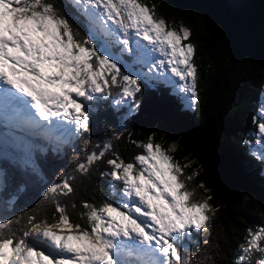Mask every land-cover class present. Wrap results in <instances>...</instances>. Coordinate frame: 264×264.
Returning <instances> with one entry per match:
<instances>
[{"label":"snow or ice","instance_id":"6c2138e0","mask_svg":"<svg viewBox=\"0 0 264 264\" xmlns=\"http://www.w3.org/2000/svg\"><path fill=\"white\" fill-rule=\"evenodd\" d=\"M68 6L74 14L58 0H0V121L44 141L19 137L14 145L23 152L20 165L33 176L42 172L49 152L58 154L73 137L90 131L94 105L103 100L127 106L131 114L147 84L167 88L187 101L186 107L198 103L190 29L170 26L155 5L141 0H68ZM135 65L147 71H133ZM254 120L260 134L255 143L264 144V119ZM154 136L132 141L142 151L131 161L122 159L111 141L78 159L73 173L83 176L112 152L109 170L101 173L109 178L112 198L99 205L82 201L88 225L71 223L59 201L75 193L76 176L65 172L41 201L55 204L54 223L36 210L0 221V264H215L206 250L188 246L195 234L211 228L217 210L211 189L203 181L189 187L188 165L169 155L176 145L165 149ZM257 155L264 160V152ZM7 181L0 164V198L9 195ZM197 188L208 194L196 198ZM54 227L77 234L57 235ZM238 247L234 264H264V224L249 228Z\"/></svg>","mask_w":264,"mask_h":264},{"label":"trees","instance_id":"16d2710c","mask_svg":"<svg viewBox=\"0 0 264 264\" xmlns=\"http://www.w3.org/2000/svg\"><path fill=\"white\" fill-rule=\"evenodd\" d=\"M69 14L74 9L68 0H58ZM156 6L158 16L169 25L181 23L191 31L198 66V103L190 108L162 86L149 87L137 97L139 108L124 118L109 100L94 105L89 132L73 137L57 153L49 152L41 161L42 172L33 176L20 165L23 152L15 144L19 138L0 136V164L8 174L9 195L0 198V221L36 210L54 223L55 204L42 201L46 188L60 179V173L76 176L75 193L60 196L71 223L88 225L82 201L99 205L111 199L109 178H101L109 170L107 159L92 167L87 175L73 173L78 159L97 150V144L111 141L122 159L131 161L142 149L132 141L154 142L169 152L192 176L188 186L201 181L211 189L210 203L217 209L211 228L195 234L188 245L192 251L206 250L215 264H234L239 245L249 228L264 224V170L261 161L244 144V135L254 130L257 97L264 83V0H141ZM117 134H122L116 139ZM129 134H131L129 138ZM26 138V137H25ZM28 139V138H27ZM34 140L43 144V140ZM199 175H193L194 173ZM19 191L13 190L20 183ZM197 197L204 193L196 189ZM73 204L76 207H73ZM58 216V213H57ZM207 239L210 243L205 245ZM185 260L188 256L185 253ZM211 264V261H209Z\"/></svg>","mask_w":264,"mask_h":264},{"label":"rangeland","instance_id":"374dc122","mask_svg":"<svg viewBox=\"0 0 264 264\" xmlns=\"http://www.w3.org/2000/svg\"><path fill=\"white\" fill-rule=\"evenodd\" d=\"M228 1H231V0H228ZM182 24L181 23H178V24H176V25H170V26H175L176 28H179L180 26H181ZM183 26V25H182ZM141 68H143V70L144 71H147V68H144L143 67V65H135L133 68H132V70L133 71H139V70H141ZM113 91H115V89H113ZM257 112H256V116H255V118H260V119H264V115H262L261 113H260V105L261 104H264V83L262 84V86H261V89H260V92H259V95H258V97H257ZM181 100V99H180ZM109 101L111 102V103H113V101H112V99H109ZM182 102V101H181ZM114 104V103H113ZM182 104H183V106L184 107H186L185 105L187 104V101H183L182 102ZM114 107L116 108V109H120V118L122 117V118H124V117H126L129 113H128V110H127V106H123V107H116L115 105H114ZM186 108H190V109H192V107H186ZM2 122H4V121H2ZM5 124V123H4ZM1 126V125H0ZM5 127H3L2 128V130L4 129ZM8 129H9V131H11V132H14L13 131V129L14 128H12L10 125H9V127H8ZM257 129H258V123H257V121H255V126H254V130H248L246 133H245V135H244V140H243V142H244V144L248 147V149L250 150V152L251 153H253L257 158H258V155L257 154H259V153H261V152H264V144H257V143H255V141L257 140V138L259 137V133H258V131H257ZM19 132V134H21V135H23L24 134V132H22V131H18ZM15 136H19V135H15ZM245 141H249L250 143H248V144H246L245 143ZM260 161H261V163H262V166H263V170H264V160H261L260 158H258ZM52 231L54 232V233H56L57 235H75V234H77V232L74 230L73 232H71V233H69L66 229L65 230H61V228L60 227H54L53 229H52ZM70 242H72V243H74V244H77V245H79L80 246V244H79V242H77V241H75V240H72V241H70Z\"/></svg>","mask_w":264,"mask_h":264},{"label":"bare ground","instance_id":"6f19581e","mask_svg":"<svg viewBox=\"0 0 264 264\" xmlns=\"http://www.w3.org/2000/svg\"><path fill=\"white\" fill-rule=\"evenodd\" d=\"M4 124V122H2V121H0V125H3ZM3 130H7V131H9V129L8 128H4ZM13 131L14 132H12V133H14V136L15 135H18L19 134V132L16 130V129H13ZM9 132H11V131H9ZM56 234V233H55ZM71 243V242H70ZM73 254H68V257H71ZM75 263V261L73 262V264Z\"/></svg>","mask_w":264,"mask_h":264}]
</instances>
